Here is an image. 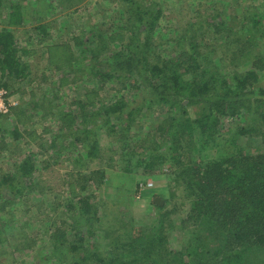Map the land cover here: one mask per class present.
I'll list each match as a JSON object with an SVG mask.
<instances>
[{
	"label": "rangeland",
	"instance_id": "1",
	"mask_svg": "<svg viewBox=\"0 0 264 264\" xmlns=\"http://www.w3.org/2000/svg\"><path fill=\"white\" fill-rule=\"evenodd\" d=\"M18 1L23 7L25 19L21 25L12 28L18 46L26 51L22 58L30 65L31 74L23 80H6V85L0 86L6 106V111L0 113H7L13 106H25L31 96L35 97L40 106L25 121L17 137L14 138L8 131L3 134L0 131L4 139L3 146H0V177L11 173L16 162L29 153L34 163L36 188L25 189L14 199H7L5 195L0 197V218L8 219L6 222L3 220L4 225L0 222L4 240L0 245V264H72L73 260L83 256L84 250L111 264H124L125 259L120 260L111 250L113 245L109 244L104 229H110L113 223H121L123 229L131 222L136 225L151 223L158 218V212L166 210L170 212L165 218L172 221L162 233L166 251L163 254H155L154 251L137 261L134 254H131L125 264H169L174 252L179 253L178 260L190 263V226L183 224L189 203L183 200L182 186H176L173 181L176 161H157L150 168L144 164L135 167L138 157L149 154L151 150L165 152L169 134L165 133L161 137L159 126L164 124L168 115H179L180 109L171 110L168 102L144 101L149 96V89L143 80H139L138 86L131 87L115 78H94L90 70V57H83L80 49L75 47V37L87 36V32L88 36L90 33H99L98 39L95 36L93 40L98 47L102 46L99 60L111 56L110 51L128 42L130 25L134 21L131 16L133 10H130L133 6L124 0ZM138 1L143 2L146 8L161 11L149 47L150 55L155 58L169 59L190 48L186 30L191 24L195 28L200 24L194 40L199 46H215L212 59L219 66L220 73L243 71V67L249 65L250 56L246 62L240 59L242 56L237 57L233 45L225 44V34L214 29L213 24L229 16L240 17L245 10L260 11L264 17V0ZM6 10L2 8V12ZM4 21L0 16V27L4 26ZM39 24L43 25V32L36 29ZM122 28L125 29L119 35V29ZM232 29L236 30V27ZM52 46L68 48L70 52L66 53H71L74 62L75 71L71 72L62 86L57 79L62 59L55 53L52 56L49 54V47ZM257 84L256 88L264 93V72L260 74ZM258 96L264 97L263 94ZM121 97L132 106H141V111L129 134H111V124L108 122L97 126L100 127L97 129L99 151L94 160L84 158L86 149L83 142L76 143L72 148L65 147L56 155L54 150L46 151L45 144L40 145L56 131L51 109L69 108L73 102H83L85 98L90 99L93 105H108L111 100ZM142 100L145 102L143 106ZM185 110L190 116L197 115L202 111V104H192ZM220 117L219 131L214 136L215 143L201 151L195 147L194 152V148H191L181 157L182 161L186 163L188 156L194 160L214 158L220 146L230 137H236L235 144L246 154L264 152V129L252 135L236 136V130L245 121L244 117L241 114H225ZM102 120L99 119L98 123H102ZM7 122H3L2 127H9ZM123 136L128 138L125 140ZM122 145L124 148H121ZM234 151L235 147L229 146L227 152ZM75 155L82 157L81 162H73ZM125 168L130 171H125ZM83 196H90V201L99 209L91 221L81 217L76 205L78 198ZM156 199L162 200L160 205L165 204L163 210L158 211L152 204H159L160 200ZM68 200L75 203V209L66 210ZM76 226L77 229H74ZM57 229L64 233L65 246L57 245V249L52 252L54 247L51 234ZM80 238L83 239L82 248H68L69 244H76Z\"/></svg>",
	"mask_w": 264,
	"mask_h": 264
},
{
	"label": "trees",
	"instance_id": "2",
	"mask_svg": "<svg viewBox=\"0 0 264 264\" xmlns=\"http://www.w3.org/2000/svg\"><path fill=\"white\" fill-rule=\"evenodd\" d=\"M124 1L133 6L130 10H133L131 16L134 18L126 44L110 51L111 56H105L101 61L99 54L103 52L100 51L102 46L98 47L93 41L95 36L98 39L99 33H90L88 36L87 32V36L75 37V47L80 49L83 57H90V70L94 78H115L131 87L138 86L139 80H143L149 89V96L144 101L168 102L171 110L180 109L179 115H168L164 124L159 126L161 137L165 133L169 134V140H166L169 144L165 152L157 153L151 150L149 154L138 157L135 167L144 164L150 168L157 161H176L177 169L173 181L176 186H182L183 200L189 203L183 224L190 226V263L264 264V152L246 154L235 144L236 137H230L220 146L221 149L214 158L194 160L188 156L186 163L181 160L184 153L189 152L191 148H194V152L195 147L201 151L215 143L214 136L216 137L219 131L220 116L225 114H241L244 117L245 121L236 130V136L252 135L264 129V97L258 96L264 93L256 88L260 74L264 72L262 12L245 10L241 12L240 17L229 16L213 24L214 29L225 34V44L233 45L237 57L242 56L240 59L246 62V58L250 56V62L247 63L249 65L243 67V71L222 74L212 59L215 46H199L194 40L200 24L196 28L194 24L187 28V44L190 48L184 49L182 53L165 60L150 55L152 34L161 11L146 8L142 5L144 3L138 0ZM2 8L7 9V12H2ZM0 16L5 20L4 26L0 27V86H5L6 80H23L28 78L31 72L30 65L22 58L26 51L18 46L13 31V28L21 25L25 19L22 5L18 0H0ZM42 26L39 24L36 29L43 32ZM233 27H236V30L232 29ZM124 29H119L118 34H122ZM203 48L206 49L205 52ZM66 52H70L68 48L49 47L51 56L55 53L62 59L57 77L60 86L65 84L71 72L75 71L71 53L68 55ZM88 98L83 102H73L69 108L51 109L56 131L50 138H46L44 143H40L46 145V151L54 150L56 155L65 147L72 148L76 143L83 142L86 149L84 158L94 160L99 151L97 129L100 127L97 126L108 122L111 124V134L130 133L141 106H132L124 97L111 100L108 105H93ZM144 101L141 102L142 106ZM26 103L25 106L11 107L5 114L0 113L2 134L8 131L15 138L22 132L25 121H28L31 113H36L40 106L34 96L29 97ZM195 103L202 104V111L190 116L185 109ZM101 118L103 120L99 124ZM3 122H7L11 129L2 127ZM123 138L126 140L128 137ZM3 144L4 139L0 136V146ZM229 146L235 147L236 152H227ZM75 156L73 162H81L82 157ZM33 167L32 154L28 153L22 160H18L11 173L0 177V197L5 195L7 199H14L25 189L36 188ZM124 170L130 171L127 168ZM152 204L158 211L163 210L165 206L154 202ZM76 205L85 221H91L93 214L99 212L96 204L90 201V196L79 197ZM76 205L72 200H68L66 210H73ZM169 212H158V218L151 223L136 225L131 222L126 229H123L121 223H113L110 229L105 228L104 233L109 239V244L113 245L111 250L120 260L125 259L124 264L131 254H134L136 261L144 259L154 251L155 254H163L166 251L163 229L172 224L171 219L165 218ZM3 220L8 221L0 218L3 225ZM1 226L0 224V245L4 242ZM74 229H77V226ZM51 237L54 247L52 252L57 249V245L65 246L64 233L59 229L53 231ZM82 240L80 238L72 246L69 244L68 248H82ZM178 257L179 253L174 252L173 260L169 264H190L183 263ZM72 264L111 263L84 250L83 256L73 260Z\"/></svg>",
	"mask_w": 264,
	"mask_h": 264
},
{
	"label": "built area",
	"instance_id": "3",
	"mask_svg": "<svg viewBox=\"0 0 264 264\" xmlns=\"http://www.w3.org/2000/svg\"><path fill=\"white\" fill-rule=\"evenodd\" d=\"M0 111H6V106L4 102L3 91L0 89Z\"/></svg>",
	"mask_w": 264,
	"mask_h": 264
},
{
	"label": "water",
	"instance_id": "4",
	"mask_svg": "<svg viewBox=\"0 0 264 264\" xmlns=\"http://www.w3.org/2000/svg\"><path fill=\"white\" fill-rule=\"evenodd\" d=\"M156 200H160V199H156ZM158 203V201H156ZM159 204H162V200H160Z\"/></svg>",
	"mask_w": 264,
	"mask_h": 264
}]
</instances>
